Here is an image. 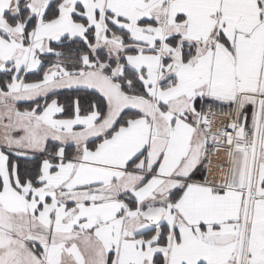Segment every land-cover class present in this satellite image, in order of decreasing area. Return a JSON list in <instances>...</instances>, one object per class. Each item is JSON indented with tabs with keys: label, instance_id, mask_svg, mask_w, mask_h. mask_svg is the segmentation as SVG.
Segmentation results:
<instances>
[{
	"label": "crops",
	"instance_id": "0c3cea01",
	"mask_svg": "<svg viewBox=\"0 0 264 264\" xmlns=\"http://www.w3.org/2000/svg\"><path fill=\"white\" fill-rule=\"evenodd\" d=\"M50 1L0 0V264H238L241 247L264 264V109L245 234L253 146L219 167L203 129L220 111L255 131L264 0H55L44 17ZM72 41L112 61L64 55ZM77 88L101 108L49 97Z\"/></svg>",
	"mask_w": 264,
	"mask_h": 264
},
{
	"label": "trees",
	"instance_id": "16d2710c",
	"mask_svg": "<svg viewBox=\"0 0 264 264\" xmlns=\"http://www.w3.org/2000/svg\"><path fill=\"white\" fill-rule=\"evenodd\" d=\"M55 4V0H52L48 3V6H47V9L44 13V17L47 15V13L49 12V10L51 9V7ZM53 10V8H52ZM56 10V9H55ZM78 42L77 41H72L71 42V45L68 46V48L65 46L67 45V43H64V55H67V53L69 51H75L77 52V56L80 57L83 53H88L90 54L91 58L92 59H95V60H100V59H97L98 57H95V56H92L91 55V51L92 49L89 47V44L90 43H86L84 41H80V44L79 46L77 45ZM98 53H102L103 56L106 55V53L103 51V50H98L97 51ZM48 62H46V64H49V60H46ZM45 64V62H44ZM116 63H113V66H115ZM80 66L79 62L76 60V62H72L71 65H69L68 67L72 68V67H75L74 68V71H76V69H78V67ZM124 87L128 90L129 93L131 94H135L137 93V90L134 89V88H130L129 86H127L125 83H123ZM124 88V89H125ZM51 96H55L56 98H59V100L61 102L64 103V105L70 109L71 111V107L75 105V103H80V110L83 109V108H86L87 109H92L94 107H100L101 108V104L99 105V101H101L102 103H104L105 99L104 97H101L100 94L96 91H92V90H89V89H84V88H77V89H67V90H63V91H59V92H56V93H53L51 95H49V97ZM48 97V98H49ZM100 102V103H101ZM102 111H105V110H102ZM132 111H127L125 112L121 119L125 118V116H128V115H131ZM48 147L50 148V150L52 149V146L51 144L49 143L48 144ZM43 155V153L41 155H37L35 156L36 158H40L41 156ZM26 169H29L31 172H35L37 170V168H35L34 166L32 168H26Z\"/></svg>",
	"mask_w": 264,
	"mask_h": 264
},
{
	"label": "built area",
	"instance_id": "2783aa9c",
	"mask_svg": "<svg viewBox=\"0 0 264 264\" xmlns=\"http://www.w3.org/2000/svg\"><path fill=\"white\" fill-rule=\"evenodd\" d=\"M217 118L218 120L216 121ZM204 129L208 135H213L223 140V142L213 143L212 155L216 152H222L225 158V165L229 164L231 155L236 147L249 145L253 140L252 133L245 132L239 118L230 113L218 115L211 112L207 114L204 118Z\"/></svg>",
	"mask_w": 264,
	"mask_h": 264
},
{
	"label": "water",
	"instance_id": "95a60500",
	"mask_svg": "<svg viewBox=\"0 0 264 264\" xmlns=\"http://www.w3.org/2000/svg\"><path fill=\"white\" fill-rule=\"evenodd\" d=\"M263 85H264V80H263ZM263 109H264V102H263V100H261L259 107H258V112H257V120H256L255 133H254V142H253V150H252L250 175H249V182L247 185V199H246V207H245L244 226H243L244 234H245V225L247 222L250 201H251V197H252V186H253V180H254V172H255V168H256L258 148H259L261 128H262V121H263ZM164 210H165V208L161 204H155V205L149 206L145 209V211L143 213V218L150 221L153 224H159L162 220ZM242 263H243V248L241 247L240 254L238 257V264H242Z\"/></svg>",
	"mask_w": 264,
	"mask_h": 264
},
{
	"label": "rangeland",
	"instance_id": "374dc122",
	"mask_svg": "<svg viewBox=\"0 0 264 264\" xmlns=\"http://www.w3.org/2000/svg\"><path fill=\"white\" fill-rule=\"evenodd\" d=\"M91 49H93V48H91ZM95 50V52H96V56L98 57V53H97V51L98 50H103L105 53H106V55L105 56H103V57H98L97 59H101L102 60V62H101V60H100V62H101V64L102 65H109L110 64V62L112 61V56H114V54H110L109 53V51L108 50H104V48H101V49H97V48H95L94 49ZM53 52H51L50 54H52ZM98 54V55H97ZM47 60H49V64H48V68H49V66L51 65V64H54V62H56V58L55 57H52V56H48L47 57ZM51 63V64H50ZM97 63H99V61H97ZM76 79H79V78H74L73 80H71V81H78V80H76ZM216 159V161H214ZM213 160V163H214V165L216 164L217 166H222V164L224 163V161H225V158H224V155H221L220 154V152H216V155L214 156V159H212ZM222 167H224V166H222Z\"/></svg>",
	"mask_w": 264,
	"mask_h": 264
},
{
	"label": "bare ground",
	"instance_id": "6f19581e",
	"mask_svg": "<svg viewBox=\"0 0 264 264\" xmlns=\"http://www.w3.org/2000/svg\"><path fill=\"white\" fill-rule=\"evenodd\" d=\"M206 114H207V113H206ZM220 154L223 155L222 152H220ZM213 155L215 156L216 153H214ZM213 155H212V157H213ZM211 161H212V159H211ZM211 163H212V162H211ZM223 165H224V163H223Z\"/></svg>",
	"mask_w": 264,
	"mask_h": 264
}]
</instances>
